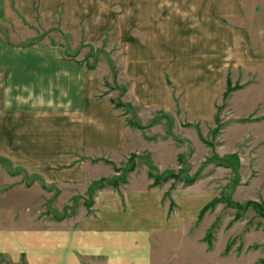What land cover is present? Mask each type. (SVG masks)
<instances>
[{"label": "rangeland", "instance_id": "374dc122", "mask_svg": "<svg viewBox=\"0 0 264 264\" xmlns=\"http://www.w3.org/2000/svg\"><path fill=\"white\" fill-rule=\"evenodd\" d=\"M111 1L71 0L65 28L63 9L49 24L38 19L18 30L0 28L24 45L60 46L72 61L96 71L101 97L138 135L134 150L92 161L101 179L83 188L46 184L0 157V241L46 228L76 209L89 215L101 186L121 189L146 179L164 193L168 208L166 231L152 237V264H264V70L232 60H183V67L213 74L174 75L167 59L159 76H146V67L159 61L151 55L128 59V53H146V10L140 6L146 0H133V13H119L118 25L139 41L130 44L119 42L120 32L112 40ZM130 1L118 0L116 7ZM7 262L15 264L0 249V264ZM25 263L21 257L16 264Z\"/></svg>", "mask_w": 264, "mask_h": 264}, {"label": "crops", "instance_id": "0c3cea01", "mask_svg": "<svg viewBox=\"0 0 264 264\" xmlns=\"http://www.w3.org/2000/svg\"><path fill=\"white\" fill-rule=\"evenodd\" d=\"M117 1L110 7L113 42L120 32L119 42L139 43L118 25L121 11L134 12V1L122 8ZM140 6L146 10V53H128V59L151 55L159 61L146 67V76H159L167 59L174 75L213 74L183 67V60H232L237 67L264 70L262 0H146ZM70 7L71 0H0V28L18 30L38 19L49 24L60 9L65 28ZM96 74L60 46L24 45L0 32V157L46 184L83 188L101 179L92 161H113L134 150L138 135L101 97ZM163 196L146 179L103 188L89 215L76 209L46 228L18 233L10 243L1 240L0 249L15 264L21 257L26 264H152V237L168 227Z\"/></svg>", "mask_w": 264, "mask_h": 264}, {"label": "trees", "instance_id": "16d2710c", "mask_svg": "<svg viewBox=\"0 0 264 264\" xmlns=\"http://www.w3.org/2000/svg\"><path fill=\"white\" fill-rule=\"evenodd\" d=\"M7 161H9V160H7ZM10 162V161H9ZM97 184V183H96ZM98 186H101V185H98ZM104 188V186H101V187H99L98 189H97V191L98 190H101V189H103ZM92 203H93V201H92ZM5 264H10L9 262H7V263H5ZM26 264V263H25Z\"/></svg>", "mask_w": 264, "mask_h": 264}]
</instances>
